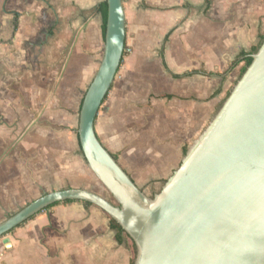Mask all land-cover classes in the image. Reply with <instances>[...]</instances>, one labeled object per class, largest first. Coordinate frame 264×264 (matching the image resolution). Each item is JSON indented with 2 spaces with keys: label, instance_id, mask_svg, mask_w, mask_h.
<instances>
[{
  "label": "crops",
  "instance_id": "1",
  "mask_svg": "<svg viewBox=\"0 0 264 264\" xmlns=\"http://www.w3.org/2000/svg\"><path fill=\"white\" fill-rule=\"evenodd\" d=\"M209 1L122 0L129 54L95 133L146 196L179 167L264 38V5L234 0L230 16L224 2ZM102 2L0 0V216L82 189L73 185L76 169L88 171L75 114L103 55ZM131 259L110 218L83 202L47 208L0 238V264Z\"/></svg>",
  "mask_w": 264,
  "mask_h": 264
},
{
  "label": "water",
  "instance_id": "2",
  "mask_svg": "<svg viewBox=\"0 0 264 264\" xmlns=\"http://www.w3.org/2000/svg\"><path fill=\"white\" fill-rule=\"evenodd\" d=\"M103 55L78 114L85 166L113 199L84 189L43 194L0 223V238L67 201L97 207L136 248L134 264H264V41L160 191L147 197L103 147L95 120L125 50L122 0H104Z\"/></svg>",
  "mask_w": 264,
  "mask_h": 264
},
{
  "label": "rangeland",
  "instance_id": "3",
  "mask_svg": "<svg viewBox=\"0 0 264 264\" xmlns=\"http://www.w3.org/2000/svg\"><path fill=\"white\" fill-rule=\"evenodd\" d=\"M239 2H241V4L242 3H247L248 2V0H238ZM222 2H224L225 4H226V8H229L228 10H229V14H230V16H232V14H233V12H232V9H233V6H234V0H219V4H222ZM256 2L257 3H260V5H264V0H256ZM262 19H264V17L263 18H261V20ZM259 21V23L261 24L263 21ZM262 26V25H261ZM260 41H261V38H260V40H258L257 41V43H256V46H255V48L256 47H258L259 46V44H260ZM129 54V49H126V50H124V56L126 55H128ZM239 76H240V74L238 73L237 74V76H236V81L235 82H237L238 80H239ZM119 79V75H118V73H117V75H116V78H115V80L114 81H116V80H118ZM235 82H234V84H235ZM233 84V85H234ZM112 86H114L113 84H112ZM228 94V93H227ZM108 96V95H107ZM112 98V97H111ZM108 99H109V101H110V96L109 97H107V99L103 102V104H102V106L100 107V112L101 113H107V110H106V108H107V106H108ZM222 104V103H221ZM220 104V105H221ZM109 107V106H108ZM104 108H105V110H104ZM76 125H75V130L77 129V112H76ZM213 117V116H212ZM210 122V121H209ZM209 124V123H208ZM207 127V126H206ZM205 127V128H206ZM205 128H204V130H205ZM203 130V131H204ZM197 139V138H196ZM76 148V152H78V146H77V143H76V146H75ZM78 156H79V154H78ZM82 164H83V162H82ZM84 165H85V163H84ZM86 169H87V167H86ZM88 170V169H87ZM82 171H80V170H75V177L73 178V185H75L76 187H80V188H82V189H86V190H89V191H92V192H95V193H97V194H99L100 196H102V197H104L105 199H107L108 201H110V202H112L113 203V199L111 198V196L108 194V192L101 186V184L95 179V177L89 172V170L87 171V173L85 172H82ZM164 185V183H160L159 185H157V186H155V187H153V185H150V187H152V188H154V189H152V190H150V192H148V194H149V196H147V197H152L154 194H156V193H158V190L162 187ZM52 188H54V187H52ZM50 190V189H49ZM42 195V193H40L37 197H39V196H41ZM33 201V199H30V200H28V201H25V202H23V203H21L18 207H16V208H14L13 210H11L10 212L11 213H14V212H16V211H18L20 208H22V207H24L26 204H28V203H30V202H32ZM10 213V214H11ZM10 214H8V215H3V216H0V222L1 221H3V220H5L6 218H8L9 217V215ZM124 240H125V242H127V244H129V248H130V253H131V257H132V255H133V253H132V248H131V243L129 242V240L127 239V238H124Z\"/></svg>",
  "mask_w": 264,
  "mask_h": 264
},
{
  "label": "trees",
  "instance_id": "4",
  "mask_svg": "<svg viewBox=\"0 0 264 264\" xmlns=\"http://www.w3.org/2000/svg\"><path fill=\"white\" fill-rule=\"evenodd\" d=\"M205 4H206V8L209 7V4H210V1L209 0H205ZM98 11L100 12L101 16H102V36H103V39H104V34H105V25H106V16H107V9H106V3L105 1L102 2L99 6H98ZM264 41V38H261V41H260V44L258 47H254L251 49L250 53H249V56L245 58L244 60V66L243 68L241 69L240 71V76L239 78L244 74L246 68L250 65L251 63V58H250V55H253L257 52V50L259 49V47L261 46V44L263 43ZM123 56H124V53H123ZM195 73V72H194ZM193 75V74H192ZM82 103V101H81ZM81 103H80V106H79V110H80V107H81ZM79 113V112H78ZM77 136V134H76ZM78 141V139H77ZM79 145V144H78ZM80 150V148H79ZM187 152V149H184L183 150V156L186 154ZM81 153V151H80ZM115 159V158H114ZM73 201H67V202H64V203H71ZM58 205V204H56ZM90 205V204H88ZM55 206V205H53ZM51 206V207H53ZM49 207V208H51ZM48 208V209H49ZM110 226L111 228L116 232V235H117V240L120 241V239H124V238H127L129 240V242L131 243V248H132V259H131V264H134L135 262V257H136V248L134 246V244L130 241V239L128 238V236L124 233V231L121 229V227L116 223L114 222L113 220L110 219Z\"/></svg>",
  "mask_w": 264,
  "mask_h": 264
}]
</instances>
